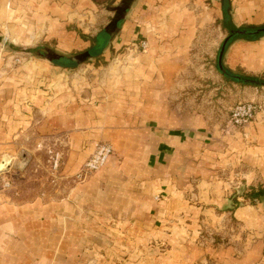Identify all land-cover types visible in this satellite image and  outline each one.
Masks as SVG:
<instances>
[{"label":"crops","instance_id":"obj_1","mask_svg":"<svg viewBox=\"0 0 264 264\" xmlns=\"http://www.w3.org/2000/svg\"><path fill=\"white\" fill-rule=\"evenodd\" d=\"M234 2L237 15L264 18L263 0ZM90 5L89 0H0V23L14 42L32 43L38 27L59 35L61 21ZM204 5L202 0H135L119 32L92 62H107L141 39L148 48L123 65L91 62L86 76L68 75L69 67L37 57L8 68L11 62L0 55V157L14 151L17 137L31 133L33 114L41 119L38 133L67 135L66 176L81 170L96 140L114 149L96 173L75 182L61 198L41 194L0 201V264H83L94 255L96 264H195L206 256L216 264L264 260L259 244H246L241 257H234L232 246L214 249L195 242L201 215L216 217L213 203L222 207L226 201L218 195L190 204L189 197L197 196L195 182L201 193L218 167L250 161L248 152L263 151L244 141L264 144V131L247 127L248 132L221 135L200 116L170 105L173 79L188 59L197 25L213 19L214 11ZM97 35H63L62 49L54 50L82 52ZM260 41L264 36L231 45ZM261 47L255 55L264 63ZM235 213L251 215L240 206ZM158 241L167 245L162 253Z\"/></svg>","mask_w":264,"mask_h":264},{"label":"rangeland","instance_id":"obj_2","mask_svg":"<svg viewBox=\"0 0 264 264\" xmlns=\"http://www.w3.org/2000/svg\"><path fill=\"white\" fill-rule=\"evenodd\" d=\"M89 1L91 2L90 8L85 7L69 19L61 21L59 35L57 31L50 35V31L45 26L40 29L38 27L35 30V40L32 43L14 42L6 33V28L0 23L2 61L9 59L11 66L8 68L29 63L35 57L51 64L52 62L43 56L22 49L43 45L58 52L54 49H62L63 35L75 33L76 36L80 34L83 37L85 34L93 36L99 33L112 19L114 12L111 7L116 5L119 0ZM202 1L205 8H208L207 11H214L213 19L203 25H197V30L189 46L188 59L184 63L182 71L173 79L169 93L170 105L180 112L188 111L200 116L210 130L216 128L221 135L231 134L235 130L243 131L247 127L253 131L252 133L254 130L264 131V85L228 80L217 70V51L228 31L222 26L224 15L223 11H220L221 0ZM229 1L230 7L227 9V13L232 25H234L232 17H234V23L239 27L248 24V22L264 21V18H261L260 21H253L252 18H243L237 15L234 0ZM8 12L11 13V11ZM197 12L198 10H196ZM7 43L11 46H8ZM231 44L225 51V53L229 52L228 56L225 57L224 53L223 63L235 72L264 80V63L259 60L258 55H255L261 46L264 49V41ZM147 48L146 39H141L135 45L115 53L113 59L107 62L103 60L92 62L96 58L93 57L81 64L60 67H69L68 75L86 76L89 74V67H92L91 62L103 67L110 62L123 65L130 56L141 53ZM241 105L251 107V116L246 121L235 122L232 116L233 111L235 107ZM34 115L30 119L32 125L27 131L29 132L33 128L31 133H24L17 137L18 141L15 142L14 151L0 157V201L21 202L41 194L61 198L67 194L75 182H80L96 173L95 171L84 176L80 175V170L75 177L66 176L64 166L68 150L67 135L62 131L38 133L35 126L39 125L41 119ZM246 132H248L247 129ZM98 141L108 142L104 139H98L95 142ZM244 142L245 146L252 150L261 147L263 151L254 152V155L252 152H248L246 156L250 161L241 162L235 166L228 164L218 167L214 177L207 180L208 184L205 182L207 186L203 187L204 190L202 189L201 193L198 186L196 188L197 182H195L193 192L197 196L189 197V203L195 205L203 201L202 198L206 196L217 197L219 195L226 199L222 207H215L216 205L213 203L216 217L210 218V220L202 218L201 215L194 233L196 235L195 242L204 245V247L210 245L214 249L232 246L234 257H241L245 252L246 244H259L261 255H264V144L260 146L255 139ZM54 158H57V166H54ZM215 184L219 186L218 192ZM257 192H259L258 195ZM230 199L234 200L231 205L228 204ZM239 206L247 207L251 211V215L247 218L243 217L247 215L238 216L239 214L235 213V208ZM172 224H170L171 227ZM176 229L174 231L178 232L179 229ZM168 231L170 233L171 228ZM158 247L162 253L167 245L159 242ZM96 258L98 256L94 255L83 264H96ZM261 258L262 256L256 264H264V260ZM195 264L216 263L206 256L203 260H197Z\"/></svg>","mask_w":264,"mask_h":264},{"label":"water","instance_id":"obj_3","mask_svg":"<svg viewBox=\"0 0 264 264\" xmlns=\"http://www.w3.org/2000/svg\"><path fill=\"white\" fill-rule=\"evenodd\" d=\"M135 0H119L118 3L111 7L114 15L110 22L98 33L94 44L87 50L73 54L64 55L57 53L49 48L34 49L32 47L28 49H22L29 53H36L43 56L52 63L59 66H70L81 64L95 56H97L102 49H104L108 43H110L112 37L116 35L124 21L126 13ZM226 27L228 29L227 36L223 39L216 57V68L220 74L228 79L236 81L238 83L252 84V85H264V80L255 78L253 76L242 75L235 72L228 71L223 65L222 58L228 47V45L240 38H258L264 34V25L258 27H235L232 25L229 18H225ZM8 46H11L7 43Z\"/></svg>","mask_w":264,"mask_h":264},{"label":"built area","instance_id":"obj_4","mask_svg":"<svg viewBox=\"0 0 264 264\" xmlns=\"http://www.w3.org/2000/svg\"><path fill=\"white\" fill-rule=\"evenodd\" d=\"M232 116L235 122L246 121L251 116V107H245L244 105L237 106ZM111 154H113V147L110 143L104 141L95 142L93 151L84 162L80 175L86 176L89 173L99 170ZM53 161L54 166H57V158H54Z\"/></svg>","mask_w":264,"mask_h":264},{"label":"trees","instance_id":"obj_5","mask_svg":"<svg viewBox=\"0 0 264 264\" xmlns=\"http://www.w3.org/2000/svg\"><path fill=\"white\" fill-rule=\"evenodd\" d=\"M221 4H222V11H223V15H224V20L222 21V26H223V28H225L227 31H228V29L226 28V23H225V18L227 17V18H229V16H228V13H227V9H229V7H230V1L229 0H221ZM229 12V11H228ZM258 27V26H257ZM262 36H264V34L262 35ZM248 40H251V38H247ZM233 42V41H232ZM231 42V43H232ZM32 48H36V49H43V48H46L45 46H43V45H39V46H34V47H32ZM222 61H223V58H222ZM223 65L225 66V68L228 70V71H230V72H235V71H233V70H231V69H229L224 63H223ZM235 73H238V72H235ZM239 74H241V73H239ZM243 75V74H242ZM254 77V76H253ZM229 80V79H228ZM231 81V80H230ZM258 193L259 192H257L256 194L258 195Z\"/></svg>","mask_w":264,"mask_h":264}]
</instances>
